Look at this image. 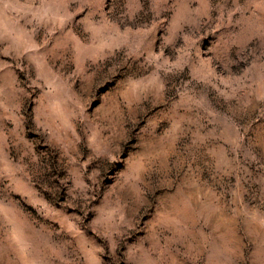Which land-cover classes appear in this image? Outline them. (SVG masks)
Segmentation results:
<instances>
[{
    "label": "clouds",
    "instance_id": "1",
    "mask_svg": "<svg viewBox=\"0 0 264 264\" xmlns=\"http://www.w3.org/2000/svg\"><path fill=\"white\" fill-rule=\"evenodd\" d=\"M0 264H264V0H0Z\"/></svg>",
    "mask_w": 264,
    "mask_h": 264
}]
</instances>
